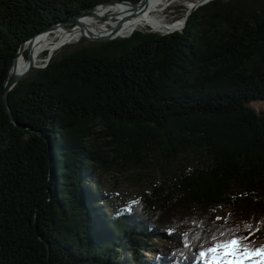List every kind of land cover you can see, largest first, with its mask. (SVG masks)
Returning <instances> with one entry per match:
<instances>
[{
  "label": "trees",
  "instance_id": "16d2710c",
  "mask_svg": "<svg viewBox=\"0 0 264 264\" xmlns=\"http://www.w3.org/2000/svg\"><path fill=\"white\" fill-rule=\"evenodd\" d=\"M110 1L0 0V264H202L237 228L264 244V0L54 55L9 93L11 121L22 44ZM109 178L138 200L111 213Z\"/></svg>",
  "mask_w": 264,
  "mask_h": 264
},
{
  "label": "bare ground",
  "instance_id": "6f19581e",
  "mask_svg": "<svg viewBox=\"0 0 264 264\" xmlns=\"http://www.w3.org/2000/svg\"><path fill=\"white\" fill-rule=\"evenodd\" d=\"M184 1L185 0H147L144 11H139L128 5L109 4L98 6L93 10V14L80 17L78 23L75 24V27L72 29L68 30L65 27H56L50 31L37 35L34 39L27 42L17 59V71L25 70L29 65V60L35 63L36 66H38V64L44 65L46 60L54 57L58 50L68 44L80 42L83 38L86 39L88 34L107 36L112 35L115 31L117 32L118 38H121L129 36L137 30L145 29V27L161 33L164 32L165 29L168 31L166 34L182 30L187 14L202 3L203 0L193 4L183 19L182 27L179 29L178 26H176L178 22H176L175 25H165L164 23L166 20L164 14L171 6ZM184 4H188L187 0ZM112 12H114V14H111ZM108 14H110V16ZM122 14L126 15V18L122 21H117L119 15L123 16ZM101 18H108L109 20L107 19L108 21L102 24L99 22ZM84 32L86 36L83 34ZM27 51L30 52L29 58L26 57Z\"/></svg>",
  "mask_w": 264,
  "mask_h": 264
},
{
  "label": "rangeland",
  "instance_id": "374dc122",
  "mask_svg": "<svg viewBox=\"0 0 264 264\" xmlns=\"http://www.w3.org/2000/svg\"><path fill=\"white\" fill-rule=\"evenodd\" d=\"M113 1H116V0H113ZM199 1H201V0H187V2L189 4L188 5V4H184L186 2V0H185L182 3H178V4L174 5V6H171L167 10V12L164 14L165 15L164 18L166 20V22L164 24L165 25H175V23L178 22L176 26H178V29L181 28L182 25H183V19L185 18L187 12L191 9L193 4H195V3L199 2ZM209 1H211V0H208L206 3H208ZM111 14H114V12H112ZM108 15L110 16V14H108ZM122 15L123 16L119 15L117 21H122L124 18H126V15H124V14H122ZM107 16H103V17H107ZM107 19L106 18L105 19L101 18V19H99V22L104 24V23H106L109 20V19L108 20ZM63 27H65L66 29L70 30V29H72L75 26L74 25H66V26H63ZM141 30H149V31L155 32V33L158 32V31H153L152 29H149L148 27H145V29H141ZM167 32L168 31L164 29V32H162V33L166 34ZM175 32H177V31H175ZM91 43H93V42L83 38L80 42H77V43H74V44H68V45L64 46L63 48H61L60 50H58L55 53V56H57V55L61 56L64 52H69L72 49H75V48L80 47L82 45H89ZM29 54H30V52L27 51L26 52V57L27 58H29ZM51 58H53V57H51ZM48 60L49 59H47L46 62ZM38 66L41 67L43 65H39L38 64ZM154 182L155 183L162 182L160 174L156 175ZM107 183H108V187L109 188H106L107 189L106 191L108 192V195L106 194V199L105 200L106 201H110V204H111L110 212L111 213H115V210H116L117 206H119V205L124 208V207H128L132 203H135L138 200L139 195L141 194V190L138 188V187H141V186H134L130 182L122 183L121 180L117 181V179L109 178ZM110 196H111V198H110ZM227 215H228L227 211L219 213L218 214L219 221L222 220L221 223H224ZM160 233L164 234V231H160ZM154 243L156 245V247H155L156 249L162 247V245L165 244L161 240L156 241ZM143 257H146L147 258V262L149 263L151 260L155 259V254H153V253H144ZM142 262H145L144 259H142Z\"/></svg>",
  "mask_w": 264,
  "mask_h": 264
},
{
  "label": "snow or ice",
  "instance_id": "6c2138e0",
  "mask_svg": "<svg viewBox=\"0 0 264 264\" xmlns=\"http://www.w3.org/2000/svg\"><path fill=\"white\" fill-rule=\"evenodd\" d=\"M239 231L229 229L214 235L209 246L199 253L202 264H264V244H255L250 236L238 235Z\"/></svg>",
  "mask_w": 264,
  "mask_h": 264
},
{
  "label": "water",
  "instance_id": "95a60500",
  "mask_svg": "<svg viewBox=\"0 0 264 264\" xmlns=\"http://www.w3.org/2000/svg\"><path fill=\"white\" fill-rule=\"evenodd\" d=\"M146 1L147 0H141L139 1L138 3H132V2H129V1H110V2H106V3H102L98 6H105V5H124V6H132L133 8L135 9H138L139 11H144L145 10V5H146ZM208 1V0H207ZM206 0H203L202 3H200L198 6H196V8H194L191 12H189L185 18V22H184V27L183 29L186 27L187 25V22H188V19H189V16L191 15V13L193 11H195L198 7H200L201 5L205 4L207 2ZM96 6V7H98ZM94 7V8H96ZM94 8L90 11H87L83 14H81L80 16L78 17H73L65 22H62V23H59V24H56V25H52L51 27H48V28H45L44 30H42L41 32H39L38 34H36L35 36H33L31 39H29V41H31L32 39H34L37 35L43 33V32H46V31H50L51 29H54L56 27H63V26H66V25H75L78 23V19L82 16H88L90 14H93V10ZM182 29V30H183ZM182 30H178V31H182ZM175 32V31H174ZM117 32H113L112 35H107V36H102V35H91V34H88L86 39L91 41V42H95V43H101V42H106V41H110V40H113V39H117L118 36L116 34ZM157 33H160V32H157ZM173 33V32H171ZM85 36H86V33L84 32L83 33ZM133 34V33H132ZM132 34H130L129 36H131ZM160 34H163V33H160ZM170 34V33H168ZM163 35H166V34H163ZM129 36H126V37H129ZM121 38H125V37H121ZM27 41V42H29ZM26 42V43H27ZM22 44V46L20 47V50L18 52V56L14 59L13 61V64L11 66V69L9 71V74H8V77L6 79V82H5V87H4V92H3V95H2V103H3V106H4V109L6 111V113L9 115L11 121L15 124V125H18L19 127H21L20 124H18L17 120L14 118L13 114H12V111L10 109V106H9V93L22 81L24 80L25 78H27L34 69H41V68H44L45 66L48 65V63L50 62V59L41 67H38L35 65V63H32L31 60H29V65L28 67L23 70V71H17V67H16V62H17V59L20 55V53L22 52V49L24 47V45L26 44ZM47 248H48V254L50 253V248H49V244L47 243Z\"/></svg>",
  "mask_w": 264,
  "mask_h": 264
}]
</instances>
